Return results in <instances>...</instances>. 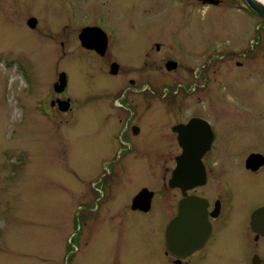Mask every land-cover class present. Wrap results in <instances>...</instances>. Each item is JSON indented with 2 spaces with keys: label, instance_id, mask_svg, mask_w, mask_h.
<instances>
[{
  "label": "rangeland",
  "instance_id": "rangeland-1",
  "mask_svg": "<svg viewBox=\"0 0 264 264\" xmlns=\"http://www.w3.org/2000/svg\"><path fill=\"white\" fill-rule=\"evenodd\" d=\"M162 1L163 8L156 9L152 7L156 0H0V264H166L160 235L164 225L155 218L161 211L159 200H155L154 215L143 214V219L135 220L121 236L127 221H107L111 215H118L121 207L131 204L126 200L138 187L151 183V170L170 168L171 157L164 153L165 158L150 159L137 141L134 156H126L127 145L115 137L120 120L126 118L110 112L115 109L113 96L118 93V83L99 71L98 62H86L83 53L60 62L74 39L68 46H62L60 40L42 44L31 36L27 25L33 15L39 20V29L48 17L46 8L50 19L75 28L89 25L101 13L107 28L115 34L112 52L126 66L142 62L152 38L168 39L190 68L204 61L210 44L229 40L249 46L251 39L258 37L257 23L245 16L240 23L236 15L214 6L184 13L171 8L190 7L180 6L176 0ZM68 3L75 8L73 18L63 13ZM154 57L157 54H152L146 67L139 69L142 64H137L116 80L129 87L130 78L137 85L150 77L154 85H159L162 78L163 82L176 79L175 75L161 73L157 69L162 64L160 56ZM67 61L82 64L81 71ZM60 69L71 73L69 93L75 110L67 114L50 105V99L58 96L52 87ZM91 72L95 76L87 74ZM103 79L108 87L96 88ZM96 81L99 83L94 86ZM146 92L149 102L158 109L173 99L151 88ZM201 94L181 88L176 98L186 99L189 113L208 115L217 129L222 127L230 139L234 138L233 122L227 118L219 121L215 101L197 98ZM45 98L46 104L42 102ZM140 114L139 109L137 116ZM168 114L165 118L177 120ZM228 160L224 166L232 170L233 162ZM119 166L125 168L120 183L110 181L105 193L103 175H110ZM89 211L105 215L104 220H95L91 229L92 219L84 221Z\"/></svg>",
  "mask_w": 264,
  "mask_h": 264
},
{
  "label": "flooded vegetation",
  "instance_id": "flooded-vegetation-1",
  "mask_svg": "<svg viewBox=\"0 0 264 264\" xmlns=\"http://www.w3.org/2000/svg\"><path fill=\"white\" fill-rule=\"evenodd\" d=\"M176 1L180 6L190 8L171 9L184 13L208 10L214 6L220 7L215 9L222 12L236 15L240 23L245 16L252 23H257L258 37L251 39L249 46L234 44L229 40L210 44L204 61L190 68L183 63L182 53L168 39L152 38L145 47L142 62L126 66L112 52L115 34L113 29L107 28L101 13L94 16L89 25L75 28L65 21L61 23L50 19L49 9L46 8L48 17L41 22L39 32L36 16H30L27 25L31 36L42 41V44H56L60 40L62 46H68L74 39L71 47L63 51L60 62L76 53H83L86 62H98L99 71L118 83V93L113 96L116 110L110 112L126 118V121L120 120V129L115 135L118 142L127 145L126 156H134L137 141L143 144V152L150 159L165 158L164 153L172 159L170 168L151 170V183L138 187L136 194L129 201L126 200L131 204L124 209L121 207L118 215L109 217L107 222L110 223L115 219L127 221L119 235L135 220L143 219V214L154 215L157 199L161 211L155 218L164 225L160 235L163 237L166 264H264V17L249 0ZM68 4L69 8H63V13L73 18L75 8ZM152 7L163 8V1L156 0ZM56 26L58 29L55 30ZM153 53L157 54L154 60L160 56L159 63L162 62L157 69L163 74L177 76L176 79L163 82L162 78L159 85H154L150 77L137 85L135 79L130 78L129 87L116 80L137 64H142L138 66L139 69L146 67L145 64L152 61ZM67 62L78 65L81 71L82 64ZM170 66L175 67L171 69ZM62 74L65 75V86L62 91H57L55 84L58 81L54 82L52 89L58 96L50 99V105L60 113L67 114L75 110L69 93L71 73L69 69H60L58 80ZM87 74L95 76L93 72ZM103 80L104 83L96 88L108 87L106 85L109 83ZM98 83L96 81L94 86ZM149 88L163 97L173 96V99L158 109L146 97ZM181 88L188 93L199 91L202 93L201 97H197L199 99H213L218 120L227 118L233 122L236 129L234 138L230 139L222 127L217 129L208 115L189 113L185 107L186 99H178L182 101L178 103L176 97ZM233 92L237 93L236 97ZM135 96L140 98V102ZM47 101L45 98L42 102L46 104ZM61 101H70L69 109L62 110ZM139 109L141 114L138 117ZM167 114L177 120L165 118ZM192 121L194 125L190 124ZM165 144L167 148L163 149ZM185 154L198 158L199 166L182 169L179 161ZM227 154L231 156L226 158ZM227 160L233 162L230 165L232 170L224 166ZM120 167L112 170L108 176L103 175L105 193L110 181L112 184L114 181L120 183L125 169L122 167L121 170ZM98 191H101V187ZM114 191H111L113 197ZM140 193H144L143 207H133L134 198ZM89 212L90 216L84 221L87 223L92 219L91 229L95 220H104L105 215ZM171 221L174 222L172 251L166 244L167 227Z\"/></svg>",
  "mask_w": 264,
  "mask_h": 264
},
{
  "label": "water",
  "instance_id": "water-1",
  "mask_svg": "<svg viewBox=\"0 0 264 264\" xmlns=\"http://www.w3.org/2000/svg\"><path fill=\"white\" fill-rule=\"evenodd\" d=\"M249 1H250L251 5L254 6V8H258L257 10L264 17V2L262 0H249ZM174 67L175 66H170L171 69L174 68ZM64 78H65V75L62 74L60 76L58 82L55 84L57 91H62V89L64 87L63 83L65 81ZM69 102L70 101H61V104H62L61 105V109L62 110L69 109ZM190 124L194 125L193 121ZM188 127H190V126H188ZM179 162H180V167L182 169L183 168H190V167H197V165L199 166L198 158H192V157H189L186 154L183 157L180 158ZM143 196H144V193H140L139 195H137L134 198L133 207H136V208L137 207H139V208L143 207V204H142L143 203ZM147 199L149 200L150 198L148 197ZM173 229H174V222L171 221L169 223L168 227H167V232H166V244H167V247L169 248V250H171V251L173 250V245H174L173 244L174 243V240H173Z\"/></svg>",
  "mask_w": 264,
  "mask_h": 264
},
{
  "label": "bare ground",
  "instance_id": "bare-ground-1",
  "mask_svg": "<svg viewBox=\"0 0 264 264\" xmlns=\"http://www.w3.org/2000/svg\"><path fill=\"white\" fill-rule=\"evenodd\" d=\"M264 2V0H262Z\"/></svg>",
  "mask_w": 264,
  "mask_h": 264
}]
</instances>
